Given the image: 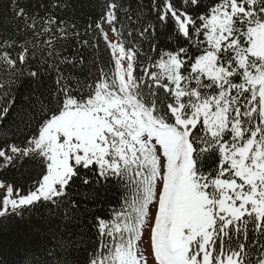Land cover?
Returning <instances> with one entry per match:
<instances>
[{
	"label": "snow or ice",
	"instance_id": "obj_1",
	"mask_svg": "<svg viewBox=\"0 0 264 264\" xmlns=\"http://www.w3.org/2000/svg\"><path fill=\"white\" fill-rule=\"evenodd\" d=\"M0 264H264V0H0Z\"/></svg>",
	"mask_w": 264,
	"mask_h": 264
}]
</instances>
